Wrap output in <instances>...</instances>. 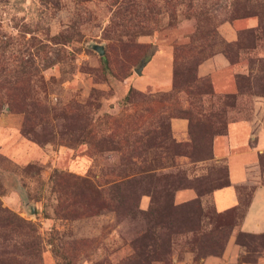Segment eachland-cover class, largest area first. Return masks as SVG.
<instances>
[{
  "label": "rangeland",
  "instance_id": "rangeland-1",
  "mask_svg": "<svg viewBox=\"0 0 264 264\" xmlns=\"http://www.w3.org/2000/svg\"><path fill=\"white\" fill-rule=\"evenodd\" d=\"M263 168L264 0H0V264H264Z\"/></svg>",
  "mask_w": 264,
  "mask_h": 264
},
{
  "label": "crops",
  "instance_id": "crops-1",
  "mask_svg": "<svg viewBox=\"0 0 264 264\" xmlns=\"http://www.w3.org/2000/svg\"><path fill=\"white\" fill-rule=\"evenodd\" d=\"M247 131H249L247 123H245V125L242 123L236 124L234 122L228 123L225 132L226 146L230 147L243 144L248 140ZM236 134L241 135V138L237 140L235 138ZM255 155L256 151L252 150L247 152L244 151L243 154H232L229 151H225V161L229 178L228 184L214 189L211 194L213 207L217 212H222L237 203V193L234 186L240 182L250 180L246 173V165L254 161ZM254 166L256 165H253V167ZM262 177H264V173ZM254 182H256V180H253L252 183ZM239 230L248 233L264 232V184H256L253 187L247 206L239 222ZM233 246L232 244V251H234Z\"/></svg>",
  "mask_w": 264,
  "mask_h": 264
},
{
  "label": "trees",
  "instance_id": "trees-1",
  "mask_svg": "<svg viewBox=\"0 0 264 264\" xmlns=\"http://www.w3.org/2000/svg\"><path fill=\"white\" fill-rule=\"evenodd\" d=\"M190 80L195 81V80H196V77L192 75V78H190ZM174 83H177L176 78H175V79L173 80V82H172V85L176 86ZM226 184H228V181H227ZM226 184H225V185H226ZM223 186H224V185H223ZM247 203H248V200H247V202H245V204H244L243 206L246 207ZM234 208H236V206H235ZM232 209H233V208H232ZM259 235H260V234H259ZM245 262H246V261H245ZM63 264H68V261H67V262H64Z\"/></svg>",
  "mask_w": 264,
  "mask_h": 264
},
{
  "label": "water",
  "instance_id": "water-1",
  "mask_svg": "<svg viewBox=\"0 0 264 264\" xmlns=\"http://www.w3.org/2000/svg\"><path fill=\"white\" fill-rule=\"evenodd\" d=\"M95 49L97 50V52H98L99 54H102V49H101L100 46H95ZM135 71H136L137 73H140V69H139V68H135Z\"/></svg>",
  "mask_w": 264,
  "mask_h": 264
}]
</instances>
